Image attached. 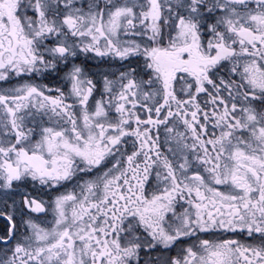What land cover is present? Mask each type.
<instances>
[{
  "label": "snow or ice",
  "instance_id": "6c2138e0",
  "mask_svg": "<svg viewBox=\"0 0 264 264\" xmlns=\"http://www.w3.org/2000/svg\"><path fill=\"white\" fill-rule=\"evenodd\" d=\"M0 264H264V0H0Z\"/></svg>",
  "mask_w": 264,
  "mask_h": 264
}]
</instances>
